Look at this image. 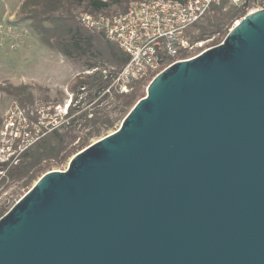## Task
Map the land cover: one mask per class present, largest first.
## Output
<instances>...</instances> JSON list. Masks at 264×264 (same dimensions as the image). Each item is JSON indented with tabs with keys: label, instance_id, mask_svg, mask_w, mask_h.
Instances as JSON below:
<instances>
[{
	"label": "water",
	"instance_id": "1",
	"mask_svg": "<svg viewBox=\"0 0 264 264\" xmlns=\"http://www.w3.org/2000/svg\"><path fill=\"white\" fill-rule=\"evenodd\" d=\"M0 264H264V10L43 175L0 219Z\"/></svg>",
	"mask_w": 264,
	"mask_h": 264
},
{
	"label": "rangeland",
	"instance_id": "2",
	"mask_svg": "<svg viewBox=\"0 0 264 264\" xmlns=\"http://www.w3.org/2000/svg\"><path fill=\"white\" fill-rule=\"evenodd\" d=\"M25 1L0 0V88L26 87L27 89V94L18 96L19 98L6 93L5 90H0V163L8 162L7 160L13 151L10 146L13 144L12 131L5 129L11 112L17 114V116H13V123L15 124H18L21 117L28 119V131H31L30 137L36 140V143L57 129L61 150L57 161L53 158L50 159L51 161L43 162L50 167L37 176L28 186H24V180L22 177L19 178L16 173L11 179L5 181L3 178L6 172L0 170V206L7 204L9 211L43 175L51 171L66 170L76 154L116 131L137 102L146 95L147 88L153 81L151 78L150 81L141 85L140 96L137 98L136 104L128 109L122 117L120 113L122 107L116 98L117 94H122H120L114 81V78L122 70L121 67L103 62L104 60L98 61V64H104L106 67V70L102 72L105 79L110 83L108 89L95 98L93 97L98 95L97 89L84 92L77 90L76 93H73L71 89L77 78L93 73L85 71L87 69L79 65L73 66L63 55L45 47L32 30L30 21H18L17 15ZM142 1L145 0H127L122 6H112L105 11V14L113 16L124 13L129 9L131 3ZM72 9V14L77 18L85 13L96 14L83 6ZM237 10L234 12L239 14L241 10ZM230 11L229 5L223 10V13L215 14L212 11L199 24L205 23L207 17L210 16L211 21L222 28H226L229 24H232L233 28L235 22L240 21L241 18H233L229 14L225 16ZM198 34L199 30L195 27L190 31L189 36L193 43L196 41L194 42L192 37ZM218 38V35L207 36L204 40L197 41V43H203V48L198 49L197 53L216 47L225 40L223 37L218 42L219 44L214 46ZM138 83L133 85V90ZM106 94L108 98L104 100ZM71 107L75 109V112L72 117L68 118L67 114ZM85 112L88 113L86 117L88 121L85 120V115L84 118L78 117ZM102 115L110 116L116 122L112 128L97 133V130L100 129L99 121L96 123L97 117ZM4 130L7 131L5 136H3ZM15 131L17 130L15 129ZM82 141L88 142L83 148L78 149L82 145ZM69 153L71 154L68 156ZM17 163L18 161H15L14 164Z\"/></svg>",
	"mask_w": 264,
	"mask_h": 264
},
{
	"label": "trees",
	"instance_id": "3",
	"mask_svg": "<svg viewBox=\"0 0 264 264\" xmlns=\"http://www.w3.org/2000/svg\"><path fill=\"white\" fill-rule=\"evenodd\" d=\"M127 0H26L20 13L17 15L18 21L28 22L30 21L32 30L37 35L38 40L50 50L60 53L66 60L74 65H79L86 68L85 71H93L97 69L93 74L86 76H79L76 83L72 86V92L94 91L98 90L96 96L105 92L110 86V83L105 79L103 72L106 70L103 64H98V61H103L108 64H112L123 68L128 62L129 57L117 46V44L108 41L102 34L91 32L82 27L78 21V18L72 14L74 7L83 6L94 13L106 11L112 6H122ZM186 1V0H181ZM228 2L222 1L220 6H214L212 11L216 13H223V10L227 7ZM234 10L236 8L231 7V11L226 13L233 16V18H242L245 16L243 11L236 14ZM195 28L199 30V34L193 36V41L204 40L205 37L218 35L219 38L214 43V46L219 44L218 42L223 37L229 34L232 29V24H229L226 28H222L220 25L211 21V17H207L206 22L195 25ZM151 78H146L139 81L134 87V90L129 95H116L118 101H120L121 117L132 108L140 96L141 85L150 81ZM5 90L6 93L15 97L27 94L26 87L21 88H0ZM30 97V95H28ZM19 98V97H18ZM108 98L107 94L105 99ZM102 100V99H101ZM103 100V101H104ZM138 103V102H137ZM75 109L69 108L67 117H72ZM85 120L88 113H82L79 118ZM73 121H76L73 119ZM99 121L100 129L107 130L112 128L116 122L110 116L102 115L97 117L96 123ZM57 129L47 134L42 140L40 139L31 148L24 152L19 158L18 163L14 164L16 160L11 159L6 163H0V170L5 173L4 180L11 179L13 174H18L19 178L24 180V186H28L37 176L46 171L50 166L43 162L51 161L55 158V161L59 159L61 144L58 140ZM88 141H82V145L78 149L83 148ZM74 152V151H73ZM72 153V151H71ZM69 153L68 156L71 154ZM67 156V157H68ZM66 158V157H65ZM51 159V160H50ZM9 211V206L4 204L0 206V219L4 217Z\"/></svg>",
	"mask_w": 264,
	"mask_h": 264
},
{
	"label": "built area",
	"instance_id": "4",
	"mask_svg": "<svg viewBox=\"0 0 264 264\" xmlns=\"http://www.w3.org/2000/svg\"><path fill=\"white\" fill-rule=\"evenodd\" d=\"M222 1L145 0L131 3L129 9L121 14L108 16L105 11L85 13L78 17V21L85 29L102 34L105 39L117 44L129 57L114 78L120 94L126 95L133 90L135 83L146 78L154 79L171 66L192 60L207 51L197 53L203 48V43H193L189 33ZM227 1L229 7L240 9L245 16L264 10V0ZM13 116L17 114L9 113V121L5 124V129L11 130L13 135V144L10 145L13 151L7 161H17L36 143L30 137L28 119L21 117L15 124ZM7 131L4 130L3 136Z\"/></svg>",
	"mask_w": 264,
	"mask_h": 264
}]
</instances>
